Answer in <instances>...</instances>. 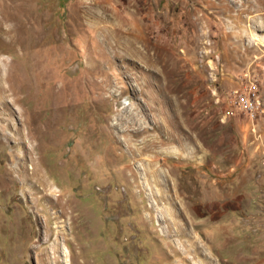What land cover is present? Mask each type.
<instances>
[{"label":"rangeland","instance_id":"1","mask_svg":"<svg viewBox=\"0 0 264 264\" xmlns=\"http://www.w3.org/2000/svg\"><path fill=\"white\" fill-rule=\"evenodd\" d=\"M0 264H264V0H0Z\"/></svg>","mask_w":264,"mask_h":264},{"label":"built area","instance_id":"2","mask_svg":"<svg viewBox=\"0 0 264 264\" xmlns=\"http://www.w3.org/2000/svg\"><path fill=\"white\" fill-rule=\"evenodd\" d=\"M252 90H253V96H255V95H256V92L258 91V88H257V85H256V84H254V85L252 86ZM241 101L244 102V103L248 102L250 105H253L252 103L249 102L248 99H246V98H244V97L241 98Z\"/></svg>","mask_w":264,"mask_h":264},{"label":"bare ground","instance_id":"3","mask_svg":"<svg viewBox=\"0 0 264 264\" xmlns=\"http://www.w3.org/2000/svg\"><path fill=\"white\" fill-rule=\"evenodd\" d=\"M23 174V173H22ZM27 176V175H26Z\"/></svg>","mask_w":264,"mask_h":264}]
</instances>
